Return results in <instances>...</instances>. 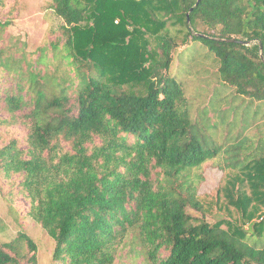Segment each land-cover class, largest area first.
I'll return each mask as SVG.
<instances>
[{"label": "trees", "instance_id": "trees-1", "mask_svg": "<svg viewBox=\"0 0 264 264\" xmlns=\"http://www.w3.org/2000/svg\"><path fill=\"white\" fill-rule=\"evenodd\" d=\"M51 8L60 23L50 50L39 48L43 68L0 49L8 109L30 108L27 149L0 145V178L21 177L52 260L113 264L130 243L145 264H264V0ZM213 71L247 100L216 114L221 143L191 119L183 85ZM217 159L220 183L198 195L195 171ZM0 264H38L35 243L24 233L0 243Z\"/></svg>", "mask_w": 264, "mask_h": 264}, {"label": "rangeland", "instance_id": "rangeland-1", "mask_svg": "<svg viewBox=\"0 0 264 264\" xmlns=\"http://www.w3.org/2000/svg\"><path fill=\"white\" fill-rule=\"evenodd\" d=\"M52 0H0V49L5 57L22 58L20 65L28 61L33 66L42 67L37 63L39 48L46 46L50 50V42L55 41L58 35L57 27L60 20L51 8ZM179 48L173 56L171 75H178L182 61ZM51 57V53L48 54ZM55 63V60L52 59ZM52 66V65H51ZM215 71V70H214ZM210 74L189 75L183 78L186 99L189 103L191 119L202 128L205 134L212 133L218 143H221L222 129L219 125V111L227 109V102L237 97V102L247 101L236 96L235 90L220 81L215 72ZM14 87L13 80L5 82L0 78V145L15 140L18 147L27 149L28 118L30 108L11 112L4 99L8 88ZM23 93V92H22ZM225 97L226 101H223ZM214 98H221L218 105ZM215 102V103H214ZM216 106V113L209 107ZM242 109V108H241ZM205 111V114L203 113ZM239 110L238 114L240 115ZM217 114V115H216ZM207 124L209 126H207ZM216 124L218 127L213 128ZM256 126L250 132H255ZM98 142V140L96 141ZM61 144L68 148L66 143ZM218 164L222 160H210L202 165L196 173L202 179L197 186L198 195L214 193L224 174ZM193 174V172H192ZM21 177L17 175L9 179L0 178V243L9 242L21 233L28 236L36 245L38 264H58L52 260L54 241L46 234L42 227L29 215V201L21 192L19 185ZM193 215H198L189 210ZM208 221H213L208 217ZM136 245L127 243L120 248L113 264H145L144 257L138 254Z\"/></svg>", "mask_w": 264, "mask_h": 264}, {"label": "water", "instance_id": "water-1", "mask_svg": "<svg viewBox=\"0 0 264 264\" xmlns=\"http://www.w3.org/2000/svg\"><path fill=\"white\" fill-rule=\"evenodd\" d=\"M188 21H189V19H188ZM230 41H235V40H232V39H231ZM239 42H240V43H243V42H241V41H239Z\"/></svg>", "mask_w": 264, "mask_h": 264}]
</instances>
